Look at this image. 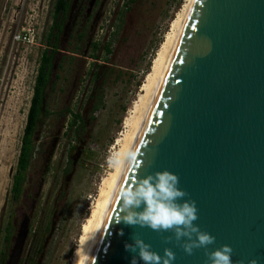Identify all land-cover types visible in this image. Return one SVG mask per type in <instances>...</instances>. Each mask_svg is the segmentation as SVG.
Returning a JSON list of instances; mask_svg holds the SVG:
<instances>
[{"label":"water","instance_id":"water-1","mask_svg":"<svg viewBox=\"0 0 264 264\" xmlns=\"http://www.w3.org/2000/svg\"><path fill=\"white\" fill-rule=\"evenodd\" d=\"M88 245V264H130L124 247L140 235L173 264H205L170 232L117 222L116 190L168 169L195 200L201 230L228 244L232 260L264 264V0H194L163 82ZM123 230V235L120 231ZM28 231L21 222L6 264H17Z\"/></svg>","mask_w":264,"mask_h":264},{"label":"rangeland","instance_id":"rangeland-1","mask_svg":"<svg viewBox=\"0 0 264 264\" xmlns=\"http://www.w3.org/2000/svg\"><path fill=\"white\" fill-rule=\"evenodd\" d=\"M183 1L134 0L129 7L126 0H99L92 6L88 2L75 24L78 4L73 5L55 56L56 63L61 56L66 63L63 70L54 69L59 78L47 89L49 114L39 123L37 149L23 192L13 203L12 175L55 0H0V244L8 217L17 234L25 216L34 212L36 221L45 206L53 213L39 263L70 264L101 183L114 169L116 151L128 130L125 119L135 114L134 105L144 93L142 85L153 58ZM23 30L28 40L14 41L13 35ZM93 43H97L95 51ZM106 43L111 44L110 55L102 47ZM67 54L74 56L70 59ZM114 63L121 65L119 78H103V69ZM101 83L104 105L92 112L93 90ZM64 106L79 109L83 115L84 132L76 140L63 134L68 116L55 113ZM69 150L71 167L65 172Z\"/></svg>","mask_w":264,"mask_h":264},{"label":"trees","instance_id":"trees-1","mask_svg":"<svg viewBox=\"0 0 264 264\" xmlns=\"http://www.w3.org/2000/svg\"><path fill=\"white\" fill-rule=\"evenodd\" d=\"M133 1L134 0H126V7H129V4ZM68 8V0H55L53 4L52 19L45 35L46 46L43 48L39 57L34 84L32 87V95L30 98L26 122L21 138L16 168L14 174L12 175L10 193L13 203H16L19 200L23 192L24 183L26 182V173L37 149L36 133L39 123L45 118V116L49 114V109L46 102L47 89L49 87H53L55 85L54 80L59 78L58 74L54 72V69L63 70V64L66 63V58L64 56H61L59 61L56 63L55 56L59 51V35L62 32ZM82 35L83 34L81 33L80 39ZM92 46L95 51L97 49V43H93ZM102 47L105 49L107 55L111 54V44L106 43L103 44ZM68 51L74 53V51ZM67 55H70V59L74 56L73 54ZM91 57L95 58V55L92 54ZM105 59L108 58L105 57ZM121 69V65L118 63H114V65L111 66L109 65V67L103 69V78L106 77L110 79L112 76H114V79H118ZM114 71H116V73H114ZM98 73V71L94 72L96 75H98ZM102 85L103 84L101 83V85H98V87L93 90L92 97L94 96L95 100L91 107L92 112L99 110L104 105V89ZM55 113L58 115L64 113L66 116H68L63 134L65 136L72 137L74 140L80 138L85 127V121L80 110H73L69 106H64L62 108H58ZM73 147L74 143L70 145L71 149ZM69 152L70 150L67 154V166L63 168L65 172H67L71 167V158L69 157ZM48 170H50V168ZM52 213L53 209L48 210V208L44 206L41 210L39 218L36 221L34 220V212L32 215H28V231L23 245V249L25 247L27 248V251H24L23 254L22 249L17 264H40L39 258L43 257L45 253V241L51 229ZM15 230L16 226L12 222V218L8 217L6 225L4 226L2 242L0 244V264H6L9 252L16 237ZM28 238H30L29 242Z\"/></svg>","mask_w":264,"mask_h":264},{"label":"clouds","instance_id":"clouds-1","mask_svg":"<svg viewBox=\"0 0 264 264\" xmlns=\"http://www.w3.org/2000/svg\"><path fill=\"white\" fill-rule=\"evenodd\" d=\"M128 155L131 157L133 153ZM116 195L120 198L117 222L158 233L170 232L172 235L165 236V241L174 238L188 255L194 249L203 248L207 256L205 264H245L243 260H232L233 249L228 244L208 250L215 237L194 223L198 219L196 202L186 198L188 193L179 187L176 173L163 169L138 176L130 184L118 188ZM120 234L123 235V230ZM124 247L132 254L130 264H173L176 258L171 248L165 247L161 255L137 234H133L132 241L125 242ZM88 260L86 253L84 264H88ZM247 264H258V259L251 258Z\"/></svg>","mask_w":264,"mask_h":264},{"label":"bare ground","instance_id":"bare-ground-1","mask_svg":"<svg viewBox=\"0 0 264 264\" xmlns=\"http://www.w3.org/2000/svg\"><path fill=\"white\" fill-rule=\"evenodd\" d=\"M194 0H184L176 11L174 19L170 22V29L165 39L159 44L156 55L153 58L151 72L147 75L146 82L142 85L143 94H139V103L134 105L135 114L126 117L125 124L128 130L117 152L114 169L108 173L101 183L99 197L92 207L90 215L82 225V231L78 244L72 254L70 264H81L88 245L100 221L103 211L115 187L118 177L126 162L128 154L137 138L144 120L163 82L173 52L177 45L181 31L193 6ZM119 139H117V143ZM79 253V255H77Z\"/></svg>","mask_w":264,"mask_h":264},{"label":"flooded vegetation","instance_id":"flooded-vegetation-1","mask_svg":"<svg viewBox=\"0 0 264 264\" xmlns=\"http://www.w3.org/2000/svg\"><path fill=\"white\" fill-rule=\"evenodd\" d=\"M98 1L99 0H68L69 2V8H68V11L66 13V18L68 17V15H70L72 9H73V5L75 3L78 4V8L76 9V13H75V16H74V20H73V23L75 24L77 22V20L79 19V16L82 14L83 10L87 7V3L91 2V6L92 5H97L98 4ZM89 19V15L87 16V19ZM28 216V215H27Z\"/></svg>","mask_w":264,"mask_h":264},{"label":"built area","instance_id":"built-area-1","mask_svg":"<svg viewBox=\"0 0 264 264\" xmlns=\"http://www.w3.org/2000/svg\"><path fill=\"white\" fill-rule=\"evenodd\" d=\"M13 39L14 41H23V40H28V33L23 30V31H19V33H15L13 35Z\"/></svg>","mask_w":264,"mask_h":264}]
</instances>
